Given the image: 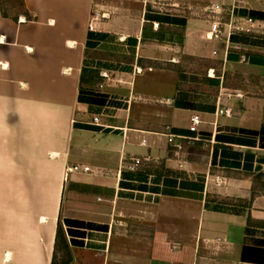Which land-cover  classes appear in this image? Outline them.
<instances>
[{"label":"crops","instance_id":"obj_1","mask_svg":"<svg viewBox=\"0 0 264 264\" xmlns=\"http://www.w3.org/2000/svg\"><path fill=\"white\" fill-rule=\"evenodd\" d=\"M175 1L131 0L93 29L98 0H21L30 20L0 11V264H52L63 213L97 226L71 264H264V0ZM211 4L258 30L209 39ZM84 69L103 81L81 86ZM41 157L103 173H72L89 180L66 213L68 175L42 212L20 194Z\"/></svg>","mask_w":264,"mask_h":264},{"label":"rangeland","instance_id":"obj_2","mask_svg":"<svg viewBox=\"0 0 264 264\" xmlns=\"http://www.w3.org/2000/svg\"><path fill=\"white\" fill-rule=\"evenodd\" d=\"M134 1V0H133ZM98 7L95 8L94 14L92 16V20L90 25L92 24L96 27V23L104 22V20H108L105 18L112 19L113 16H123V11L129 10L126 6H134V3L131 0H98ZM0 5L6 11L9 16H16L20 12L23 13L22 2L21 0H0ZM122 6L121 11H116L112 13L113 9L117 6ZM126 7V8H124ZM22 13H20L22 15ZM127 14V13H126ZM131 14H135L131 12ZM51 157H41V173L35 174V178L32 177V174L25 173L23 177L24 187L20 190V194L25 197H31L32 194L35 196H40L41 198V211L44 212L49 206L55 203L56 197L60 193L62 183L65 179H68V165L64 168H61L59 172L54 171L56 166ZM70 181L65 182L63 185V196L62 199L64 201V209L66 213L68 212V197H71L70 187H73L74 182L77 180H89L84 177H79L77 174H71L69 177ZM66 196V197H65ZM31 205H26V212H30ZM61 226L67 242L69 243L71 250L70 251L71 261L68 259L67 255L62 251L56 252V260L57 264H71L74 262V255L78 258V261L82 259V254L80 252L84 249L89 248L90 244H92V240L95 239L94 236L97 234L95 231L97 226L90 222H85L83 220H71L65 218L64 213L61 214Z\"/></svg>","mask_w":264,"mask_h":264},{"label":"built area","instance_id":"obj_3","mask_svg":"<svg viewBox=\"0 0 264 264\" xmlns=\"http://www.w3.org/2000/svg\"><path fill=\"white\" fill-rule=\"evenodd\" d=\"M136 3H139L144 6V9L147 10L149 7L153 9H158L160 11H165L168 9H176L179 7L178 2L175 0H135ZM238 7L231 6L226 8L221 4H211L205 9V13L210 17L211 20V29L208 33V38L211 40L220 39L223 35L231 37L235 34H254L257 30V22L250 16H240L237 14ZM90 29H93V25H90ZM118 82H123L122 78H118ZM224 111H220L222 114ZM228 112V111H226ZM200 116L194 114L191 117V127L190 131L197 132V127L200 124ZM93 124L99 125L100 120L98 117L93 118ZM173 136H169V142H173ZM140 160H135L134 167H138ZM68 174L72 173H84L91 175H100L102 170L99 168H93L86 165H73L68 167Z\"/></svg>","mask_w":264,"mask_h":264},{"label":"trees","instance_id":"obj_4","mask_svg":"<svg viewBox=\"0 0 264 264\" xmlns=\"http://www.w3.org/2000/svg\"><path fill=\"white\" fill-rule=\"evenodd\" d=\"M22 7H23V5H22ZM0 11L4 17H10L6 13V11L2 8L1 5H0ZM20 13H22V12H20ZM20 13L16 16H11V17L14 18L15 21H18V18L21 15ZM22 15H24L27 20H30V15L26 10H23ZM102 81H103V78L100 76L99 72L94 71V70H90V69H84L82 71L81 80H80L81 86H83L84 84L100 83ZM263 178H264V175H258L256 177H254V188H255V182H259L261 184H264V181H262ZM262 188H264V187H262ZM55 251L56 252L62 251L63 253H65L67 255L68 259L71 261L70 245L67 242V239H66L65 234L63 232L60 220L58 222V228H57V233H56ZM56 252L54 254L52 264H57Z\"/></svg>","mask_w":264,"mask_h":264},{"label":"bare ground","instance_id":"obj_5","mask_svg":"<svg viewBox=\"0 0 264 264\" xmlns=\"http://www.w3.org/2000/svg\"><path fill=\"white\" fill-rule=\"evenodd\" d=\"M23 20V19H22ZM43 220H45L44 218H43Z\"/></svg>","mask_w":264,"mask_h":264}]
</instances>
